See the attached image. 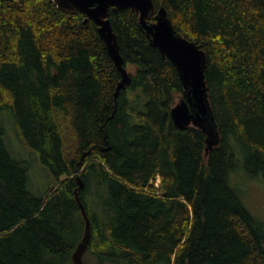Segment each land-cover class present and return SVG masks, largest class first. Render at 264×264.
<instances>
[{
    "label": "trees",
    "instance_id": "obj_1",
    "mask_svg": "<svg viewBox=\"0 0 264 264\" xmlns=\"http://www.w3.org/2000/svg\"><path fill=\"white\" fill-rule=\"evenodd\" d=\"M153 1L205 54L218 132L207 154L205 131L173 121L183 83L133 9L109 10L134 66L115 97L121 74L84 12L0 0V112L54 176L34 195L0 126V264H73L85 229L76 192L94 264H264L262 227L228 177L264 180V0Z\"/></svg>",
    "mask_w": 264,
    "mask_h": 264
},
{
    "label": "water",
    "instance_id": "obj_2",
    "mask_svg": "<svg viewBox=\"0 0 264 264\" xmlns=\"http://www.w3.org/2000/svg\"><path fill=\"white\" fill-rule=\"evenodd\" d=\"M65 10H80L85 13V22L93 20L98 26V33L104 40L107 52L115 67L121 74V79L115 89V97L130 81V75L123 66L119 53L116 35L110 20L109 10L131 8L139 14V25L150 39V43L176 67L183 83V96L170 110V115L178 127L196 126L206 132L207 154L210 148L218 142V132L212 117L208 101L207 86L204 77L205 54L194 42L178 33L168 18L163 7L156 9L153 0H53ZM155 14V21H149V15ZM79 188L84 183L77 178ZM76 199L85 219L84 234L72 254L73 264H85L82 256L90 238V221L84 206L76 192Z\"/></svg>",
    "mask_w": 264,
    "mask_h": 264
},
{
    "label": "rangeland",
    "instance_id": "obj_3",
    "mask_svg": "<svg viewBox=\"0 0 264 264\" xmlns=\"http://www.w3.org/2000/svg\"><path fill=\"white\" fill-rule=\"evenodd\" d=\"M127 69L132 72L134 66L128 65ZM179 99L180 96H177L175 101L177 102ZM17 124V120L10 110L4 109L0 112V126L4 129L3 141L10 156L27 164V188L38 197L45 196L53 186L54 176L40 159L38 151L25 145L18 132ZM228 177L241 202L264 232V180L262 176L251 177L244 172L243 168H239L229 172ZM158 182L159 180L156 179L155 184ZM84 257L87 264H94L87 252Z\"/></svg>",
    "mask_w": 264,
    "mask_h": 264
}]
</instances>
